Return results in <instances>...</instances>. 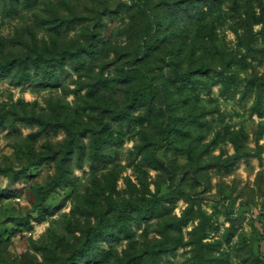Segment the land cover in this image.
Instances as JSON below:
<instances>
[{
	"label": "rangeland",
	"instance_id": "1",
	"mask_svg": "<svg viewBox=\"0 0 264 264\" xmlns=\"http://www.w3.org/2000/svg\"><path fill=\"white\" fill-rule=\"evenodd\" d=\"M0 264H264V0H0Z\"/></svg>",
	"mask_w": 264,
	"mask_h": 264
},
{
	"label": "trees",
	"instance_id": "2",
	"mask_svg": "<svg viewBox=\"0 0 264 264\" xmlns=\"http://www.w3.org/2000/svg\"><path fill=\"white\" fill-rule=\"evenodd\" d=\"M59 170H60V169H58V171H59ZM54 185H56V182H55V181L51 184V186H54ZM48 193H49V192H48ZM48 193H45V194H44V196H43V200L47 198ZM41 202H42V201H41Z\"/></svg>",
	"mask_w": 264,
	"mask_h": 264
}]
</instances>
